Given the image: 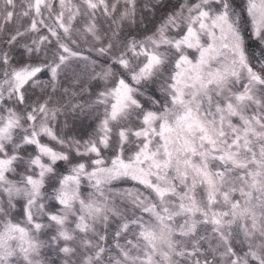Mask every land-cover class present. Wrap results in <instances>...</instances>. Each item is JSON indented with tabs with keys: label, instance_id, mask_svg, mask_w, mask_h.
<instances>
[{
	"label": "snow or ice",
	"instance_id": "1",
	"mask_svg": "<svg viewBox=\"0 0 264 264\" xmlns=\"http://www.w3.org/2000/svg\"><path fill=\"white\" fill-rule=\"evenodd\" d=\"M0 264H264V0H0Z\"/></svg>",
	"mask_w": 264,
	"mask_h": 264
}]
</instances>
